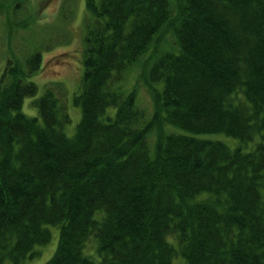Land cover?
<instances>
[{
  "label": "trees",
  "instance_id": "trees-1",
  "mask_svg": "<svg viewBox=\"0 0 264 264\" xmlns=\"http://www.w3.org/2000/svg\"><path fill=\"white\" fill-rule=\"evenodd\" d=\"M85 4L73 136L62 81L23 111L39 50L10 48L0 73V264L32 258L48 225L43 264H264V0Z\"/></svg>",
  "mask_w": 264,
  "mask_h": 264
},
{
  "label": "rangeland",
  "instance_id": "rangeland-1",
  "mask_svg": "<svg viewBox=\"0 0 264 264\" xmlns=\"http://www.w3.org/2000/svg\"><path fill=\"white\" fill-rule=\"evenodd\" d=\"M12 3H14L12 0H0V73L6 56L10 54V48L18 54L39 50L43 56L42 67L38 73L29 76L37 83L38 92L34 96L25 98L23 111L30 116H39L38 107L33 101L45 92L48 84L62 81L71 115V121L66 124L65 131L69 136H73L82 117L81 105L76 104L73 97L80 88L85 23L91 17L85 0H25L17 10L11 11ZM26 15H32L37 20L29 27L23 28L19 23L23 24ZM138 103L152 109L149 95L144 87L141 88ZM114 112L115 107L108 108L109 114ZM204 136L220 138L232 147L242 144L246 150L252 148L255 143L253 140L244 144L225 133L204 134ZM259 137L256 136V139ZM48 226L52 230L51 240L46 244L37 245L36 254L20 264H43L53 254L58 244L59 227ZM97 245L98 240L93 237L85 247L86 252L95 255ZM181 263L179 259L178 264ZM3 264H11V261L7 260Z\"/></svg>",
  "mask_w": 264,
  "mask_h": 264
}]
</instances>
